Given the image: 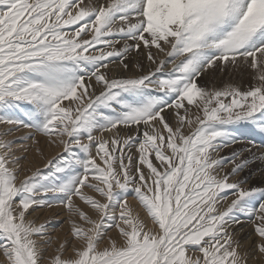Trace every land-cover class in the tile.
I'll return each instance as SVG.
<instances>
[{
	"label": "snow or ice",
	"instance_id": "obj_1",
	"mask_svg": "<svg viewBox=\"0 0 264 264\" xmlns=\"http://www.w3.org/2000/svg\"><path fill=\"white\" fill-rule=\"evenodd\" d=\"M210 69L240 79L200 82ZM0 125L5 264L264 256V0H0ZM22 129L62 147L50 175L19 179ZM56 205L82 223L48 260L31 217Z\"/></svg>",
	"mask_w": 264,
	"mask_h": 264
},
{
	"label": "rangeland",
	"instance_id": "obj_2",
	"mask_svg": "<svg viewBox=\"0 0 264 264\" xmlns=\"http://www.w3.org/2000/svg\"><path fill=\"white\" fill-rule=\"evenodd\" d=\"M133 56H136V54H133ZM136 58L137 60L140 59L141 61L140 60L139 61L141 63L144 60L143 61L144 67L145 68L148 67L149 62L146 59V55L136 56ZM230 79L233 82H237L239 81L240 78L238 74L230 78L226 73H221L218 70L210 69L208 70L207 73H205L203 77H201L200 82H208L210 84L216 85L217 87H222L224 84L228 83ZM3 127L4 126L0 125V130H2ZM28 131L29 130L27 129H23L20 132L15 133L13 136H9L6 138L9 140H17V143L13 145V150L16 152L18 156L23 157V159H21L20 164L18 166V174H19L20 180H23L24 177L26 176H30L34 174L35 172H37V170H40L41 173L44 175H50V169L46 167L47 161L55 160L56 158H58V154H60L63 151L62 147L48 143L47 139L42 136L36 137V139L40 141L39 144L35 143L33 140H30V139L20 140L19 138L22 136H25V134H27ZM38 147H39V151L37 150ZM41 151L42 153L40 154ZM31 154H32V157H30ZM225 154L226 153H221V155H225ZM30 158H32V160ZM227 167L230 168L231 165H228ZM237 179H240V177L239 178L237 177ZM73 199L80 205V207L83 210L89 211L88 206L83 204V202H80L78 198L74 197ZM129 207L132 209L134 215L139 213L141 217L145 219L146 224L149 227L153 226L151 224L150 219L147 217L146 212L142 209V206L139 204V202L136 199L132 198L131 196L129 197ZM31 218L36 222L37 226H39L40 224L47 225L46 231L48 235L52 237L51 238L52 243L51 245L48 246V251H47L48 260H50L52 257L58 254L57 249L60 247L62 243H64L65 241H73L74 238L71 234V228H72L71 221L76 220L77 223H82L81 221H79L78 217L72 216V214L69 213L68 209L64 207L63 205H56L52 208L45 207V208L37 209V211L33 214ZM93 218L95 219L96 217L93 216ZM84 227H89V226L84 225ZM116 233H117V230L113 229L110 231L109 235L115 237ZM77 243H82V242L77 241ZM107 243H108V240L105 239L104 244H102L101 247L105 246ZM66 248L67 250L63 258H68L69 256L74 255L70 245L66 246ZM5 261H6V258L3 256V253L0 252V264H5ZM249 264H264V256L256 257L254 260L250 261Z\"/></svg>",
	"mask_w": 264,
	"mask_h": 264
},
{
	"label": "bare ground",
	"instance_id": "obj_3",
	"mask_svg": "<svg viewBox=\"0 0 264 264\" xmlns=\"http://www.w3.org/2000/svg\"><path fill=\"white\" fill-rule=\"evenodd\" d=\"M135 54V53H134ZM145 57V56H144ZM141 58V57H140ZM137 59V58H136ZM144 59V58H143ZM140 60V59H139ZM146 60V59H145ZM141 61V60H140ZM144 61V60H143ZM142 61V64H143ZM147 63V62H146ZM148 67L145 68V70H147ZM109 69H110V75L111 76H120L121 75V69L117 67V65L115 63L110 64L109 65ZM128 73H125V75H127ZM23 130V129H22ZM26 135V134H25ZM44 143V141H43ZM56 147V146H55ZM39 149V147H38ZM43 149V148H42ZM41 149V150H42ZM36 150V149H35ZM44 150V149H43ZM55 150V149H54ZM48 151V150H47ZM36 152V151H35ZM34 152V153H35ZM54 152V151H53ZM42 153V151L40 152V154ZM52 154V153H51ZM40 156V155H39ZM30 157H32V154L30 155ZM42 158V157H41ZM32 160V158H30ZM53 159V158H52ZM34 161V160H33ZM36 165V163H35ZM25 166V165H24ZM25 168V167H24ZM239 178V177H238ZM131 199V198H130ZM135 201V200H134ZM45 210V209H44ZM51 210V209H50ZM49 212V211H48ZM51 212V211H50ZM55 214V213H54ZM136 215V214H135ZM43 216V215H42ZM60 217V216H59ZM61 218V217H60ZM74 218V217H73ZM41 220V219H40ZM148 226V225H147ZM149 227V226H148ZM59 231V230H58ZM61 233V232H60ZM59 234V233H58ZM62 235V234H61ZM52 238V237H51ZM58 240V239H57ZM59 241V240H58Z\"/></svg>",
	"mask_w": 264,
	"mask_h": 264
}]
</instances>
